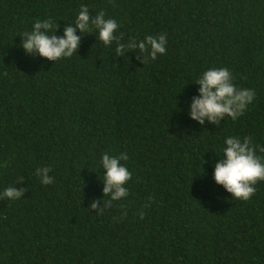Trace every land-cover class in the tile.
<instances>
[{
    "label": "trees",
    "instance_id": "trees-1",
    "mask_svg": "<svg viewBox=\"0 0 264 264\" xmlns=\"http://www.w3.org/2000/svg\"><path fill=\"white\" fill-rule=\"evenodd\" d=\"M82 4L121 43L166 34V53L117 56L94 27L70 58L25 52L34 22L61 36ZM211 67L255 91L235 121L190 117ZM228 136L264 146V0H0V264H264V181L243 201L214 180ZM104 153H127L132 177L98 214Z\"/></svg>",
    "mask_w": 264,
    "mask_h": 264
},
{
    "label": "clouds",
    "instance_id": "clouds-1",
    "mask_svg": "<svg viewBox=\"0 0 264 264\" xmlns=\"http://www.w3.org/2000/svg\"><path fill=\"white\" fill-rule=\"evenodd\" d=\"M93 27L98 30V37L103 45L109 46L116 42L117 56H123L125 48L132 50L139 48L144 55L143 57L137 55V59H142L146 63L155 60L158 54L166 53V34L147 35L143 40L121 43L120 37L115 34L118 28L117 21L106 19L104 11L98 12L94 17L90 16L88 6L84 4L80 6L74 24L65 25L63 35L55 34L57 27L53 31L54 25L50 18L37 20L32 25V30L21 36V46L27 53H38L41 57L56 62L62 58H70L78 51L81 36L77 35V29L81 33H90V28ZM195 82L200 85L199 95L191 98L190 117L201 125L206 118L214 125H220L225 117L235 121L244 114L246 107L255 98L253 89H238L233 83L231 72L224 67L207 69ZM224 145L223 155H218L220 159L215 162L214 180L218 185H222L232 198L248 201L256 192L254 186L264 181V156L257 154V149L264 153V146L253 145L250 137L241 139L238 136H228ZM128 159L127 153L118 156H110L107 153L102 155L100 163L104 169L103 193L110 199L104 200L103 208H98L100 201L93 199L89 205L90 209H98L96 212L100 214L111 207L113 201L127 197L128 188L125 185L131 179L132 173L121 164V160ZM50 170L48 167L36 169V175L43 185L53 183V177L48 175ZM20 181H23V178ZM24 191L25 188L8 187L2 196L9 200H17L23 196ZM140 217H144L143 212L140 213Z\"/></svg>",
    "mask_w": 264,
    "mask_h": 264
}]
</instances>
